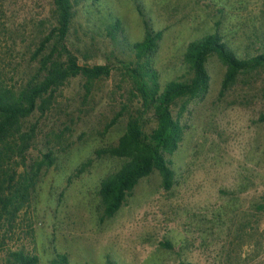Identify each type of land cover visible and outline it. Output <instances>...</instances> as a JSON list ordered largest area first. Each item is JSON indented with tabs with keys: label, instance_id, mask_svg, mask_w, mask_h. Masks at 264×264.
I'll list each match as a JSON object with an SVG mask.
<instances>
[{
	"label": "rangeland",
	"instance_id": "374dc122",
	"mask_svg": "<svg viewBox=\"0 0 264 264\" xmlns=\"http://www.w3.org/2000/svg\"><path fill=\"white\" fill-rule=\"evenodd\" d=\"M80 1L66 45L79 65L109 64L111 72L87 95L81 78L68 80L47 110L22 121L27 150L6 169L20 173L48 153L52 163L25 207L0 224V264L20 248L39 264L56 254L69 264H264V68L239 75L221 95L225 68L209 58L205 96L171 109L183 128L167 156L171 188L154 171L109 219L98 191L122 161L96 154L117 144L129 112L119 115L130 85L118 62L123 45L106 34L109 14L120 19L124 43L143 39V19L161 33L153 67L163 88L189 77L185 49L205 35L217 33L241 58L264 52V0H97L100 9ZM53 26V0H0V89L17 91L33 75L32 54Z\"/></svg>",
	"mask_w": 264,
	"mask_h": 264
},
{
	"label": "trees",
	"instance_id": "16d2710c",
	"mask_svg": "<svg viewBox=\"0 0 264 264\" xmlns=\"http://www.w3.org/2000/svg\"><path fill=\"white\" fill-rule=\"evenodd\" d=\"M79 2L53 0L54 26L32 54L38 65L33 75L17 91L0 89V224L11 222L25 207L29 190L35 186L40 171L52 163L51 153H48L24 167L20 173L6 169L15 155L22 158L27 150L29 136L21 132L22 121L36 110H47L54 94L68 80L81 78L87 95L95 82L110 75L109 64L79 65L77 56L66 45ZM93 6L101 8L97 2ZM138 10L144 17L140 7ZM106 20L107 36L113 43L123 45L126 52L118 62L130 85V100L119 113L122 115L129 111L123 134L115 146L96 152L97 156L122 161L116 171L102 180L98 191L102 218L109 219L119 211L138 182L154 171L160 175L162 187L166 191L171 188L173 170L167 156L178 149L183 135L179 118L173 117L171 109L177 101H183L185 107L189 101L205 96L210 81L206 68L209 58L215 56L225 68L220 90L222 95L239 75L264 68V52L241 58L217 33L205 35L190 42L185 49L183 60L189 77L170 81L160 88L153 56L161 33L154 32L149 21L143 19V39L124 43L120 19L109 14ZM130 103H135V108L130 109ZM260 120H264V114ZM150 122L154 126L148 128L147 123ZM5 264H39V258L20 248L7 253ZM49 264H69V261L67 256L56 254Z\"/></svg>",
	"mask_w": 264,
	"mask_h": 264
}]
</instances>
